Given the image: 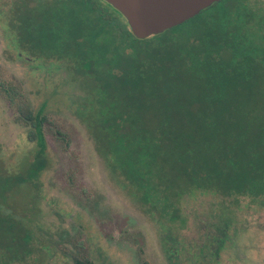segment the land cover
<instances>
[{"label": "trees", "instance_id": "obj_1", "mask_svg": "<svg viewBox=\"0 0 264 264\" xmlns=\"http://www.w3.org/2000/svg\"><path fill=\"white\" fill-rule=\"evenodd\" d=\"M15 14L18 47L65 62L78 78L94 146L164 226L170 264H209L213 255L202 243L198 250L182 243L184 197L214 196L228 209L242 199L264 207V0H220L143 39L104 0L23 1ZM0 88L37 146L17 171L0 168V202L7 204L11 188L38 189L47 164L45 105L34 112L1 75ZM7 206L9 213L0 209L1 262L24 263L33 252L30 230L15 205Z\"/></svg>", "mask_w": 264, "mask_h": 264}, {"label": "rangeland", "instance_id": "obj_2", "mask_svg": "<svg viewBox=\"0 0 264 264\" xmlns=\"http://www.w3.org/2000/svg\"><path fill=\"white\" fill-rule=\"evenodd\" d=\"M23 1L32 6L42 0H0V75L34 112L44 103L47 164L37 190L23 184L10 189V202H0L8 213L7 205H15L30 230L33 252L19 264L85 258L93 264H170L164 226L110 173L94 146L85 120L87 93L78 78L65 62L18 47L13 23ZM17 115L0 88V168L8 172L37 148ZM182 209V243L188 239L186 246L195 244V250L202 243L213 255L209 264H264V207L242 199L229 210L205 194L184 197Z\"/></svg>", "mask_w": 264, "mask_h": 264}, {"label": "water", "instance_id": "obj_3", "mask_svg": "<svg viewBox=\"0 0 264 264\" xmlns=\"http://www.w3.org/2000/svg\"><path fill=\"white\" fill-rule=\"evenodd\" d=\"M117 9L139 39L162 33L220 0H104Z\"/></svg>", "mask_w": 264, "mask_h": 264}]
</instances>
